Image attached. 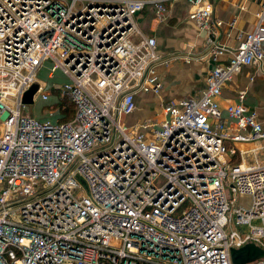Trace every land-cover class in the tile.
<instances>
[{
  "label": "built area",
  "instance_id": "2783aa9c",
  "mask_svg": "<svg viewBox=\"0 0 264 264\" xmlns=\"http://www.w3.org/2000/svg\"><path fill=\"white\" fill-rule=\"evenodd\" d=\"M166 1L0 0V264H236L233 249L264 250V122L246 91L219 101L242 65L264 62V0L233 51L216 41L217 0H186L211 46L206 90L122 125L137 96L163 90L158 40L136 17L167 21ZM48 62L71 121L23 115L35 83L34 103L50 99Z\"/></svg>",
  "mask_w": 264,
  "mask_h": 264
},
{
  "label": "crops",
  "instance_id": "0c3cea01",
  "mask_svg": "<svg viewBox=\"0 0 264 264\" xmlns=\"http://www.w3.org/2000/svg\"><path fill=\"white\" fill-rule=\"evenodd\" d=\"M168 20L159 22L154 31L158 40V52L162 57L156 65L164 87L160 96H137V110L129 117L131 124L142 122L156 104L160 110L163 101L169 99L200 97L207 88L210 71L214 68L210 58V45L206 32L199 29L189 17L190 7L186 0L166 1ZM261 4L259 0H217L214 17L224 21L216 41L233 51L238 45V35L252 31L259 21ZM143 15V14H142ZM150 35V34H149ZM153 36V35H150ZM230 51L220 56L221 63L231 58ZM246 91V103L258 112L264 122V62L242 65L232 81L223 90L219 99L223 111L229 102L237 99L238 93ZM132 121H135L132 123Z\"/></svg>",
  "mask_w": 264,
  "mask_h": 264
},
{
  "label": "rangeland",
  "instance_id": "374dc122",
  "mask_svg": "<svg viewBox=\"0 0 264 264\" xmlns=\"http://www.w3.org/2000/svg\"><path fill=\"white\" fill-rule=\"evenodd\" d=\"M174 2V1H173ZM152 17V9L148 8L147 10L144 11L143 15H138L136 17V21H137V25L139 27V29L146 35H155L157 36V34L152 31L154 30V28L156 29L158 27L156 20H154ZM51 67V64L48 62L46 63L45 67L40 71L39 73V79L41 80L42 84L47 83V88H48V92H50V95L55 93L58 94V91L54 90V86L55 85H60L65 81V78L62 76V74L60 72L56 73L57 75H60L61 79L57 78L55 80H50L48 78V72H49V68ZM54 87V88H53ZM51 97V96H50ZM45 101H41L38 96L36 99V102L34 104H32L31 106H29L26 110L23 111V115L24 116H28V117H35L37 119H42V118H48L49 116H47L46 112H44L43 107H45V103H43ZM46 108V107H45ZM222 108V107H221ZM151 109L152 111H157L160 112V110L158 109V107L156 106V104H152L151 105ZM54 115H55V111H54ZM53 115V116H54ZM145 118L150 117V119L154 118L156 116V112L155 114H150L149 111L145 112L143 114ZM128 117L124 116L123 119L121 120V124L122 125H131V122H129V120L127 119ZM135 121H132V123ZM135 124V123H134ZM263 157V155H262ZM45 183H43L41 180H36V182L33 185V188L36 191H40L44 188ZM228 197H229V201H230V205L234 208L239 206V203L241 202L242 199L239 198L238 203H231L232 197L230 196L229 190H228Z\"/></svg>",
  "mask_w": 264,
  "mask_h": 264
},
{
  "label": "trees",
  "instance_id": "16d2710c",
  "mask_svg": "<svg viewBox=\"0 0 264 264\" xmlns=\"http://www.w3.org/2000/svg\"><path fill=\"white\" fill-rule=\"evenodd\" d=\"M145 10H147V8ZM60 77H61L60 75L56 74L55 77L50 80H55L57 78L61 79ZM54 90L58 91L59 93L51 94L50 99L48 101L43 102L45 103V107H46V108L43 107L44 112L47 110L55 111V115L51 117V119L56 124L71 121L75 117V114H76V105L73 102L72 96L68 93L63 94L62 89H60L59 87H55ZM46 119L42 118L40 120L44 121ZM235 161L236 162L239 161L237 157L235 158Z\"/></svg>",
  "mask_w": 264,
  "mask_h": 264
},
{
  "label": "water",
  "instance_id": "95a60500",
  "mask_svg": "<svg viewBox=\"0 0 264 264\" xmlns=\"http://www.w3.org/2000/svg\"><path fill=\"white\" fill-rule=\"evenodd\" d=\"M38 89V83L32 85V87L25 93L23 103L33 104L34 96L37 93ZM262 256H264V250L258 248L253 244H249L241 249H233L231 251L232 261L236 264H244Z\"/></svg>",
  "mask_w": 264,
  "mask_h": 264
}]
</instances>
